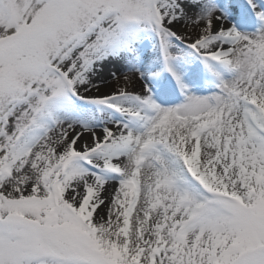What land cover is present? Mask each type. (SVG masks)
I'll return each mask as SVG.
<instances>
[{"label": "snow or ice", "instance_id": "snow-or-ice-1", "mask_svg": "<svg viewBox=\"0 0 264 264\" xmlns=\"http://www.w3.org/2000/svg\"><path fill=\"white\" fill-rule=\"evenodd\" d=\"M0 264H264V0H0Z\"/></svg>", "mask_w": 264, "mask_h": 264}]
</instances>
